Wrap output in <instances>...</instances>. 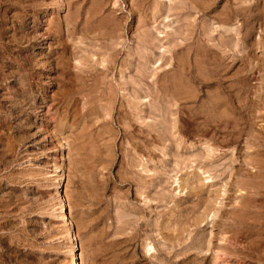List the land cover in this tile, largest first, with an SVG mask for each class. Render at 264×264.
Instances as JSON below:
<instances>
[{
	"label": "rangeland",
	"instance_id": "1",
	"mask_svg": "<svg viewBox=\"0 0 264 264\" xmlns=\"http://www.w3.org/2000/svg\"><path fill=\"white\" fill-rule=\"evenodd\" d=\"M102 1L0 0V264H264V0Z\"/></svg>",
	"mask_w": 264,
	"mask_h": 264
},
{
	"label": "bare ground",
	"instance_id": "2",
	"mask_svg": "<svg viewBox=\"0 0 264 264\" xmlns=\"http://www.w3.org/2000/svg\"><path fill=\"white\" fill-rule=\"evenodd\" d=\"M99 1V0H98ZM104 1H106V0H104ZM104 1H102V2H104ZM134 1V0H133ZM149 1V0H148ZM170 3V6H171V0H168ZM198 1V0H197ZM204 1V3L206 4V2H209L208 0H203ZM96 2V1H95ZM107 2H109V1H107ZM181 2V1H180ZM184 3H187L186 2V0H184L183 1ZM183 2H182V4H183ZM139 3V2H138ZM145 3H146V1H145ZM81 4V3H80ZM102 4V3H101ZM104 4V3H103ZM156 4V3H155ZM203 5V7H201V8H199V11H201V12H203V13H205V11L207 10V8L209 7L208 5ZM107 5V4H106ZM166 5V4H165ZM103 6V5H102ZM156 6H158L159 7V9H160V7H161V4L160 3H157L156 4ZM181 6V5H180ZM188 6V5H187ZM153 7V6H152ZM168 7V6H167ZM173 7H174V5H173ZM104 8H105V6H104ZM181 8H183V7H181ZM232 8V7H231ZM79 9H80V7H79ZM146 9V8H145ZM172 9V8H171ZM177 9V8H176ZM252 9H253V7H252ZM76 10V9H75ZM81 10V9H80ZM139 10V9H138ZM153 10V9H152ZM161 10V9H160ZM165 10V9H164ZM185 10H186V8H185ZM254 10H256V9H254ZM151 11V10H150ZM187 11V10H186ZM232 11H233V9H232ZM246 11V10H245ZM74 12V11H73ZM84 12V11H83ZM100 12V10H96V6H94V4H92V8L90 9L89 8V10L88 11H86V14H87V19H91V18H93L92 16H94V14H96V13H99ZM104 12H106V11H104ZM116 12V11H115ZM164 12H166V11H164ZM181 12V11H180ZM193 12V11H192ZM224 12V11H223ZM227 12V11H226ZM85 13V12H84ZM102 13V12H101ZM168 13V12H167ZM179 13V12H178ZM181 13H183V12H181ZM238 13V12H237ZM244 13V12H243ZM246 13V12H245ZM115 14V13H114ZM113 14V15H114ZM176 14V13H175ZM186 14V13H185ZM229 14V13H228ZM240 14H242V13H240ZM257 14V13H256ZM80 15H82L81 13H80V11L78 10L77 11V16L79 17ZM84 15V14H83ZM103 15V14H102ZM101 15V16H102ZM163 15V14H162ZM203 15V14H202ZM220 15V14H219ZM224 15V14H223ZM233 15H235V14H233ZM238 15V14H237ZM250 15V14H249ZM98 16V15H97ZM121 16V15H120ZM151 16V15H150ZM149 16V17H150ZM204 16V15H203ZM226 16V15H225ZM252 16V15H251ZM68 17V16H67ZM100 17V16H99ZM165 17H167V15L165 16ZM207 17V16H206ZM227 17V16H226ZM229 17V16H228ZM71 18H72V16H71ZM95 18V17H94ZM97 18V17H96ZM101 18H103V17H101ZM100 18V19H101ZM218 18V17H217ZM251 18V17H250ZM259 18H260V14H259ZM67 19V18H66ZM72 19H74V18H72ZM83 19V18H82ZM86 19V20H87ZM105 19H106V17H105ZM117 19V18H116ZM127 19V18H126ZM202 19H203V17H202ZM229 19H230V17H229ZM232 19V18H231ZM43 20V19H42ZM76 20V19H75ZM114 17L113 16H111L109 19H106L104 22L105 23H102L101 21H99V25L101 26V25H103V24H106V21L107 22H109V23H111V22H113L114 23ZM122 20V19H121ZM181 20V17H180V19H179V21ZM209 20V19H208ZM208 20H206V21H208ZM219 20V19H218ZM259 20V19H258ZM51 21V20H50ZM73 21V20H72ZM78 21V20H77ZM93 21V20H92ZM178 21V22H179ZM186 21H188V20H186ZM253 21V20H252ZM83 22V21H82ZM90 22V21H89ZM89 22H88V24H89ZM146 22V21H145ZM148 22V21H147ZM195 22V21H194ZM68 23H70V22H68ZM73 23H74V21H73ZM80 24H81V22H79ZM92 23V22H91ZM151 23V22H150ZM168 23V22H167ZM171 23V22H170ZM184 23V22H183ZM182 23V24H183ZM208 23H209V21H208ZM247 23V22H246ZM251 23V22H250ZM142 24V23H141ZM144 24V23H143ZM165 24V23H164ZM217 24H218V22H217ZM68 25V24H67ZM90 25V24H89ZM88 25V26H89ZM116 25H118V24H115L113 27H112V30H113V28L116 26ZM168 25V24H167ZM180 25V24H179ZM72 26H75V25H72ZM81 26V25H80ZM86 26V25H85ZM95 26V25H94ZM168 26H170V24L168 25ZM248 26V25H247ZM250 26V25H249ZM83 27V26H82ZM93 27V26H92ZM96 27V26H95ZM98 27V26H97ZM103 27V26H102ZM173 27V26H172ZM171 27V28H172ZM179 27V26H178ZM250 27H252V26H250ZM85 28H87V27H85ZM89 28V27H88ZM118 28H120V27H118ZM149 28H151V26L149 27ZM79 29V28H78ZM97 29V28H96ZM111 29V28H110ZM224 29V28H223ZM53 30H55V29H53ZM114 31V30H113ZM149 31V30H148ZM176 31V30H175ZM197 31V30H196ZM227 31V30H226ZM236 31V30H235ZM86 32V31H85ZM116 32V31H115ZM150 32V31H149ZM160 32H162L163 33V31H160ZM159 32V33H160ZM151 33V32H150ZM201 33V32H200ZM71 34V33H70ZM154 34V33H153ZM59 35V34H58ZM150 35H152V33L150 34ZM169 35V34H168ZM200 35V34H199ZM214 35V34H213ZM212 35V36H213ZM155 36V35H154ZM211 36V37H212ZM229 36V35H228ZM63 37V36H62ZM110 37H112V36H110ZM152 37H153V35H152ZM162 37H163V35H162ZM173 38H175V37H173ZM173 38H172V40H173ZM178 39V38H177ZM180 39V38H179ZM61 40V39H60ZM170 40V39H169ZM171 40V41H172ZM192 41V40H191ZM250 41V40H249ZM152 42V41H151ZM246 42V41H245ZM149 43H150V41H149ZM195 43V42H194ZM246 43H248V40H247V42ZM252 43V42H251ZM187 44V43H186ZM190 44H193L192 42H190ZM260 44H262V43H260ZM140 45V44H139ZM162 45V44H161ZM264 45V44H263ZM185 47H186V45H184ZM206 46V45H205ZM239 46V45H238ZM140 47V46H139ZM159 47H161V46H159ZM162 47L164 48V46L162 45ZM184 47V48H185ZM197 47V46H196ZM212 47V46H211ZM247 47V46H246ZM262 47V46H261ZM147 47H145V49H146ZM192 48V47H191ZM190 48V46H189V48H187V50H189V49H191ZM208 48V47H207ZM183 49V48H182ZM186 49V48H185ZM154 50V49H153ZM170 51L171 52V50H169V49H166L165 51ZM213 50V49H212ZM215 50V49H214ZM252 50V49H251ZM146 51V50H145ZM173 51V50H172ZM185 51V50H184ZM198 51H199V49H198ZM201 51V50H200ZM205 52H206V48H205V50H204ZM219 51V50H218ZM154 52V51H153ZM209 52V51H208ZM251 52V51H250ZM249 52V53H250ZM253 52V51H252ZM177 53H179V51L178 50H175V52H172V57L174 58V59H176L175 57H176V55H177ZM200 53V52H199ZM207 53V52H206ZM210 53V52H209ZM208 53V54H209ZM213 53V52H212ZM211 53V54H212ZM78 54V53H77ZM108 54H110V53H108ZM113 54V53H112ZM155 54V53H154ZM194 54H196L195 52H194ZM211 54H209V55H211ZM216 54V53H215ZM111 55V54H110ZM163 55V54H162ZM179 55V54H178ZM187 55V54H186ZM199 54L197 53V56H198ZM216 55H218V54H216ZM221 55V54H220ZM223 55H225V54H223ZM50 56V55H49ZM191 56V55H190ZM196 56V55H195ZM202 56V55H201ZM207 56V55H206ZM219 56V55H218ZM188 57V56H187ZM205 57V56H204ZM212 57V56H211ZM211 57H210V59H211ZM215 57V56H214ZM223 57V56H222ZM145 58V57H144ZM171 58V57H170ZM208 58V57H207ZM225 58V57H224ZM35 59V58H34ZM44 59V58H43ZM165 59V58H164ZM197 59V58H196ZM209 59V58H208ZM219 59H220V56H219ZM148 60V59H147ZM192 60V59H191ZM200 60V59H199ZM212 60V59H211ZM216 60V59H215ZM218 60V59H217ZM225 60V59H224ZM263 60V59H262ZM42 61V60H41ZM45 61V60H44ZM43 61V62H44ZM54 61V60H53ZM220 61H221V59H220ZM223 61V60H222ZM242 61V60H241ZM247 61V60H246ZM49 62V61H48ZM62 62V61H61ZM61 62H60V64H61ZM175 62V61H174ZM187 62V61H186ZM189 62V61H188ZM200 62V64H201V61H199ZM209 62V61H208ZM212 62H213V60H212ZM218 62V61H217ZM240 62V61H239ZM263 62V61H262ZM45 63H47V62H45ZM52 63H54V62H52ZM89 63V62H88ZM202 63H203V61H202ZM207 63V62H206ZM205 63V64H206ZM215 63V62H214ZM220 63V62H219ZM244 63H246V62H244ZM48 64V63H47ZM143 64V63H142ZM162 64V63H161ZM176 64V63H175ZM191 64V63H190ZM189 64V65H190ZM199 64V63H198ZM209 64V63H208ZM211 64V63H210ZM243 64V63H242ZM144 65V64H143ZM177 65V64H176ZM191 65H194L195 66V64H191ZM211 65H213V64H211ZM215 65H217V64H215ZM221 65H222V63H221ZM245 65V64H244ZM50 66V65H49ZM52 66V65H51ZM197 66V65H196ZM204 66V65H203ZM219 66V65H218ZM242 66V65H241ZM62 67H63V65H62ZM95 67V66H94ZM104 67H105V65H104ZM174 67V66H173ZM191 67V66H190ZM193 67V66H192ZM209 67V66H208ZM210 67H212V66H210ZM217 67V66H216ZM245 67V66H244ZM57 68V67H56ZM67 68V67H66ZM106 69L108 68V67H105ZM144 68V67H143ZM168 68H171V67H168ZM167 68V69H168ZM207 68V67H206ZM224 68V67H223ZM225 68H226V65H225ZM63 69V68H62ZM79 69H80V67H79ZM95 70H96V68H94ZM98 69V68H97ZM99 69H101L100 67H99ZM109 69V68H108ZM146 69V68H145ZM184 70V74H187V75H191V73H192V71L188 68V69H185V67L183 68ZM95 70H93V71H95ZM170 70H172V69H169V71ZM202 70V69H201ZM213 70H215V69H212V71ZM76 71V70H75ZM145 71V70H144ZM167 72H168V70H166ZM173 71H174V69H173ZM173 71H171V72H173ZM211 71V70H210ZM70 73H72L71 71H69ZM74 72V71H73ZM84 73V74H81V73ZM80 74L79 73H74L73 75H74V77H76L78 80H88V79H90L91 77L93 78L94 76H93V74H95V73H92V72H90V70L89 71H82ZM167 72L165 73L166 75H167ZM219 72H220V69H219ZM164 73V72H163ZM170 73V72H169ZM177 73V72H176ZM203 73V72H202ZM201 73V74H202ZM217 73V72H216ZM108 74V73H107ZM172 74V73H171ZM203 74H205V73H203ZM214 74V73H213ZM161 75V74H160ZM175 75V74H174ZM183 75V74H182ZM219 75H221V74H219ZM95 76H96V74H95ZM145 76V75H144ZM159 76V75H158ZM173 76V75H172ZM176 76V75H175ZM181 76V75H180ZM185 76V75H184ZM196 76V75H195ZM212 76H214V75H212ZM163 77V76H162ZM167 77H169L170 79H171V77L170 76H167ZM166 77V78H167ZM188 77V76H187ZM203 77V76H202ZM161 78V77H160ZM159 78V79H160ZM176 77H174L173 79H175ZM191 78V77H190ZM75 79V78H74ZM107 79V78H106ZM169 79V80H170ZM199 79V78H198ZM157 80V79H156ZM162 80V79H161ZM166 80V79H165ZM164 80V81H165ZM168 80V79H167ZM172 80V79H171ZM190 80V79H189ZM188 80V81H189ZM194 80V79H193ZM74 81V80H73ZM77 81V80H76ZM158 81V80H157ZM173 81V80H172ZM177 81H178V79H177ZM80 82V81H79ZM83 82V81H82ZM166 82V81H165ZM169 82V81H168ZM168 82H166L167 84H168ZM199 82V81H198ZM212 82V81H211ZM163 83V82H162ZM180 83V82H179ZM48 84V83H47ZM77 84H78V82H77ZM86 84H88V82L86 83ZM182 84H183V82H182ZM222 84V83H221ZM81 85V84H80ZM90 85V84H89ZM170 85V84H169ZM174 85H175V80H174ZM185 85V84H184ZM190 85V84H189ZM195 85V84H194ZM214 85V84H213ZM85 86H87V85H85ZM168 86V85H167ZM171 86V85H170ZM196 86V85H195ZM198 86V85H197ZM206 86V85H205ZM216 86V85H215ZM219 86V85H218ZM81 87H83V85L81 86ZM116 87V86H115ZM164 87V86H163ZM222 87V86H221ZM87 88H88V86H87ZM186 88V87H185ZM201 88V87H200ZM204 88V87H203ZM206 88V87H205ZM219 88V87H218ZM83 90H84V88H82ZM86 89V88H85ZM98 89H100V88H98ZM169 89V88H168ZM173 89V88H172ZM207 89V88H206ZM234 89V88H233ZM233 89H231V90H233ZM81 90V89H80ZM87 90V89H86ZM97 90V89H96ZM101 90V89H100ZM179 90V89H178ZM197 90V89H196ZM220 90V89H219ZM230 90V91H231ZM235 90V89H234ZM102 91V90H101ZM189 91V90H188ZM227 91V90H226ZM166 92V91H165ZM168 92H171V91H167V93ZM238 92V91H237ZM188 93V92H187ZM222 94H223V92H221ZM220 93V94H221ZM219 95V94H218ZM226 95V94H225ZM89 96V95H88ZM101 96V95H100ZM160 96H163V95H161V91H160ZM169 96V95H168ZM175 96V95H174ZM234 96V95H233ZM173 97V96H172ZM227 97V96H226ZM101 98V97H100ZM201 97H199V99H200ZM99 99V98H98ZM168 99V98H167ZM234 99V98H233ZM223 100H224V98H223ZM98 101V100H97ZM192 101V100H191ZM195 101V100H194ZM193 101V102H194ZM206 101V100H205ZM235 102V101H234ZM109 103V102H108ZM178 103V102H177ZM198 103V102H197ZM215 103V102H214ZM187 104V103H186ZM200 104V103H199ZM219 104H221V103H219ZM162 105V104H161ZM178 105V104H177ZM180 105V104H179ZM178 105V106H179ZM183 105H185L184 103H182V106ZM226 105V104H225ZM230 105V104H229ZM113 106V105H112ZM201 106V105H200ZM208 106V105H207ZM19 107V106H18ZM199 107V106H198ZM204 107V106H203ZM229 107V106H228ZM133 108V107H132ZM201 108V107H200ZM210 108V107H209ZM230 108V107H229ZM180 110H179V117L180 118H184V115H185V108H184V106L183 107H180L179 108ZM226 109H227V107H226ZM167 110V109H166ZM170 110H172V109H170ZM177 110V109H176ZM197 110V109H196ZM228 110V109H227ZM129 111V110H128ZM131 111V110H130ZM233 111V110H232ZM232 111H230V112H232ZM161 112V111H160ZM187 112V111H186ZM197 112V111H196ZM203 112V111H202ZM208 112V111H207ZM18 113V112H17ZM193 113V112H192ZM204 113V112H203ZM232 113H234V112H232ZM197 114H200V113H197ZM8 115V114H7ZM12 115V114H11ZM162 115V114H161ZM176 115H177V113H176ZM187 115H189V114H187ZM186 115V116H187ZM195 114H193V116H194ZM202 115V114H201ZM205 115V114H204ZM203 115V116H204ZM207 115V114H206ZM215 115H216V113H215ZM214 115V116H215ZM234 115V114H233ZM178 116V115H177ZM176 116V117H177ZM235 116V115H234ZM233 116V117H234ZM192 117V116H191ZM190 117V118H191ZM195 117V116H194ZM197 117V116H196ZM205 117V116H204ZM232 117V116H231ZM19 118H21V117H19ZM122 118V117H121ZM120 118V119H121ZM130 118V117H129ZM188 118V117H187ZM206 118V117H205ZM147 119V118H146ZM178 119V118H177ZM213 119V118H212ZM217 119V118H216ZM235 119V118H234ZM1 120V119H0ZM180 120V119H179ZM182 120V122H183V120L184 119H181ZM180 120V121H181ZM187 120V119H186ZM193 120V119H192ZM209 120V119H208ZM129 121V120H128ZM173 121V120H172ZM180 121H178L177 122V120H176V122L177 123H179ZM185 121V120H184ZM194 121H195V119H194ZM200 121V120H199ZM199 121H198V123H197V125L199 126V128L200 129H202V130H204V128L209 124V123H211V122H209V121H207V120H205L203 123L201 122V123H199ZM216 121V120H215ZM5 122V121H4ZM130 122L131 121H129V124H130ZM227 122V121H226ZM7 123V122H6ZM181 123V122H180ZM5 124V123H4ZM162 124V123H161ZM182 124V123H181ZM184 124H186V123H184ZM191 124V123H190ZM234 124V123H233ZM188 125V124H187ZM225 125V124H224ZM224 125H223V128H224ZM229 125V124H228ZM131 126H132V124H131ZM191 126V125H190ZM210 126V125H209ZM226 126V125H225ZM180 127V126H179ZM182 127V126H181ZM197 127V126H196ZM221 127V126H220ZM229 127V126H228ZM227 127V128H228ZM19 128H21V127H19ZM135 128V127H134ZM134 128H133V130H134ZM141 128V127H140ZM147 128V127H146ZM152 128V127H151ZM183 128V127H182ZM184 128H185V126H184ZM189 128V127H188ZM198 128V127H197ZM217 128V127H216ZM222 128V127H221ZM230 128V127H229ZM233 128V127H232ZM138 129V128H137ZM180 129V128H179ZM187 129V128H186ZM141 130V129H140ZM191 130V129H190ZM124 131V130H123ZM130 131V130H129ZM143 131V130H142ZM135 132V131H134ZM197 132H198V130H197ZM217 132H219V131H217ZM223 132H225V131H223ZM148 133H149V131H148ZM229 133V132H228ZM21 134H22V132H21ZM132 134V133H131ZM174 134V133H173ZM239 134V133H238ZM164 135V134H163ZM179 135H181V133L179 134ZM235 135V134H234ZM18 136H19V134H18ZM125 136V135H124ZM127 136V135H126ZM132 136V135H131ZM134 136V135H133ZM236 136V135H235ZM147 137V136H146ZM145 138V137H144ZM143 138V139H144ZM154 138V137H153ZM191 138V137H190ZM2 139V138H1ZM129 139V138H128ZM205 140V139H204ZM146 141V140H145ZM149 141V140H148ZM151 141V140H150ZM4 142H6V141H4ZM160 143V142H159ZM16 146V145H15ZM147 146V145H146ZM1 147V146H0ZM5 148V147H4ZM10 149V148H9ZM155 150H156V148H155ZM16 151V150H15ZM12 152V151H11ZM170 152V151H169ZM157 156V155H156ZM1 157V156H0ZM180 171V170H179ZM59 174L57 175L58 177L56 178V181H57V183H59L60 184V186H62V187H64V190H65V193H66V197H65V199H63V201H66V200H69L68 198H69V196H68V194H67V191H68V189H67V187H66V185L64 184V181H63V177L64 176H62V174H60V171L58 172ZM11 176V175H10ZM142 176V175H141ZM176 182V181H175ZM174 182V183H175ZM177 182H178V180H177ZM176 182V183H177ZM183 188H185V187H183ZM188 188V187H187ZM177 189V188H176ZM186 190V189H185ZM69 192V191H68ZM184 192V191H183ZM64 193V194H65ZM70 193V192H69ZM162 193V192H161ZM65 196V195H64ZM186 197V196H185ZM226 199V198H225ZM60 214H61V218H62V220H65V208H64V204H61L60 205ZM212 211V210H211ZM60 216V215H59ZM169 216V215H168ZM68 218V217H67ZM201 220V219H200ZM248 225H250V224H248ZM215 227V226H214ZM173 228V227H172ZM224 234V233H223ZM225 235V234H224ZM216 238H217V236H216ZM167 239V238H166ZM215 239V238H214ZM76 241V240H75ZM213 243V245H214V243L215 242H212ZM224 244V237L222 236L221 238H220V240H219V247H217L216 248V251H214V253H215V256H214V264H218V261H219V259H220V254H221V247H222V245ZM215 248V247H214ZM75 250V247H74V245H73V247H72V253L70 254V256H69V264H78V262H77V258H76V252L74 251ZM155 250V249H154ZM213 251V250H212ZM78 253V252H77ZM223 255V254H222ZM146 257V256H145ZM140 258V257H139ZM213 259V258H212ZM145 260V259H144ZM143 260V261H144ZM140 262V261H139Z\"/></svg>",
	"mask_w": 264,
	"mask_h": 264
}]
</instances>
